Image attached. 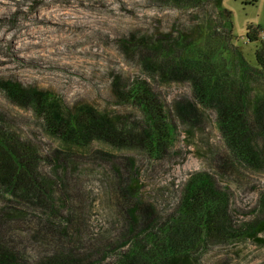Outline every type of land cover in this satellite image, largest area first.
I'll list each match as a JSON object with an SVG mask.
<instances>
[{
  "label": "trees",
  "instance_id": "16d2710c",
  "mask_svg": "<svg viewBox=\"0 0 264 264\" xmlns=\"http://www.w3.org/2000/svg\"><path fill=\"white\" fill-rule=\"evenodd\" d=\"M153 1L193 13L168 32L115 40L120 58L139 72L106 73L110 101L126 112L68 105L34 85L0 79L8 103L32 111L38 135L57 143L25 137L0 112V264H234L239 250L219 260L211 252L247 242L264 248V188L255 190L250 220L237 222L236 205L237 189H255L248 180L264 174L260 28L247 33L249 43L260 42L252 64L233 43L225 0ZM164 84H185L190 95L168 103ZM210 125L221 138L215 148ZM181 136L188 148L201 141L207 167L190 173L167 202L145 194L135 159L92 148L162 160ZM94 183L99 195L88 189Z\"/></svg>",
  "mask_w": 264,
  "mask_h": 264
},
{
  "label": "rangeland",
  "instance_id": "374dc122",
  "mask_svg": "<svg viewBox=\"0 0 264 264\" xmlns=\"http://www.w3.org/2000/svg\"><path fill=\"white\" fill-rule=\"evenodd\" d=\"M250 1L225 0L223 8L231 13L234 45L255 64L260 42L249 43L247 33L250 27L260 28L259 39L264 40V0L255 4ZM191 13L153 0H0V79L13 78L34 85L62 98L68 105L88 103L99 110L126 112L127 109L110 101L106 73L114 70L134 78L139 72L134 64L120 58L115 40L151 28L168 32L176 24L178 27L186 24ZM159 90L168 103L190 95L185 84H164ZM1 111L10 114L25 137L57 145L49 137L38 135L32 111L9 104L0 91ZM207 133L210 146L218 147L221 138L217 129L210 125ZM183 138L179 137L172 154L162 160H152L134 149L111 150L99 144L92 148L135 159L145 194L167 202L190 173L207 167L199 151L201 141L197 139L195 147L188 148ZM248 181L255 189L236 191V205L242 214L238 223L254 217L250 213L255 204L254 194L264 188V174ZM88 189L100 194L98 183ZM237 250L241 254L234 257V264H264V248L252 242L217 249L211 256H218L219 260L229 251Z\"/></svg>",
  "mask_w": 264,
  "mask_h": 264
}]
</instances>
